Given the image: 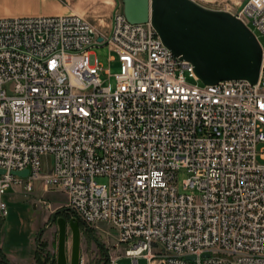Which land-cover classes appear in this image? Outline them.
<instances>
[{
  "label": "built area",
  "instance_id": "obj_1",
  "mask_svg": "<svg viewBox=\"0 0 264 264\" xmlns=\"http://www.w3.org/2000/svg\"><path fill=\"white\" fill-rule=\"evenodd\" d=\"M239 8L263 50L256 85L189 83L192 64L122 3L106 33L76 15L0 18V218L10 189L40 185L86 229L113 230L134 264H264V0ZM103 47L118 74L92 53Z\"/></svg>",
  "mask_w": 264,
  "mask_h": 264
},
{
  "label": "water",
  "instance_id": "obj_2",
  "mask_svg": "<svg viewBox=\"0 0 264 264\" xmlns=\"http://www.w3.org/2000/svg\"><path fill=\"white\" fill-rule=\"evenodd\" d=\"M250 0H245L239 11ZM123 13L131 24L152 22L164 45L176 57L194 67L203 85L224 81H247L256 85L260 78L263 50L256 36L225 11L207 9L193 0H122ZM5 174L0 170V175ZM27 178L29 171L14 173ZM56 215L52 216L55 223ZM56 264H82L81 223L61 217ZM72 234L70 258L67 255V234Z\"/></svg>",
  "mask_w": 264,
  "mask_h": 264
},
{
  "label": "rangeland",
  "instance_id": "obj_3",
  "mask_svg": "<svg viewBox=\"0 0 264 264\" xmlns=\"http://www.w3.org/2000/svg\"><path fill=\"white\" fill-rule=\"evenodd\" d=\"M120 1L122 2V0ZM193 1L207 9L225 11L232 14L236 12L245 0ZM261 42L264 45V40H261ZM92 53L96 55L104 71L110 70L112 75L120 72L118 62H109V58L114 57V54L110 53L108 47L95 48ZM101 77L103 81L108 79L105 72L102 73ZM188 81L189 83L203 85L202 82H196L192 79H188ZM111 84L115 87L114 80L111 81ZM188 178V171L180 169L178 172V185L181 193H185L183 187ZM108 182V179L105 177L96 178V183L99 185H108ZM40 187V185H37L32 194H25L19 189H10L6 193L4 201L8 207V216L3 229L0 231V238L4 245V251L11 253L15 257H23L27 262L32 261L36 255L35 239L40 240L38 245L41 244L45 250L41 254L42 264H44L48 259L57 257L59 229L56 222L50 225H42L38 230L37 236L35 229L40 222H51L50 219L57 211L66 209L67 197L64 194L56 192L44 193ZM41 201L50 203L51 209L44 207ZM91 230L92 233H89L86 228L82 229V264H109V259L112 255L121 256L119 264H134L131 259L124 257L125 247L122 245L117 247V234L113 230H110L108 226L101 225L99 228ZM71 249L72 234L69 230L67 234V255L69 258L71 256ZM33 264H41V262L37 263L35 259ZM138 264H148V261L141 258Z\"/></svg>",
  "mask_w": 264,
  "mask_h": 264
},
{
  "label": "crops",
  "instance_id": "obj_4",
  "mask_svg": "<svg viewBox=\"0 0 264 264\" xmlns=\"http://www.w3.org/2000/svg\"><path fill=\"white\" fill-rule=\"evenodd\" d=\"M119 6H121L120 0H0V18L76 15L91 23L98 33H106L109 31L113 13ZM5 220L0 218V231L4 227ZM46 224L50 225L52 222H40L35 229L36 236L39 228ZM35 240L37 254L40 240ZM0 250L11 264H33L36 259L35 255L32 261L27 262L23 257H15L4 251L1 238Z\"/></svg>",
  "mask_w": 264,
  "mask_h": 264
},
{
  "label": "trees",
  "instance_id": "obj_5",
  "mask_svg": "<svg viewBox=\"0 0 264 264\" xmlns=\"http://www.w3.org/2000/svg\"><path fill=\"white\" fill-rule=\"evenodd\" d=\"M64 212H66V210H59L54 215L61 216ZM50 221H52V218L50 219ZM84 228H86V227L81 225V230ZM87 230L89 233H92L91 229H87ZM42 251H45V250H44L43 246H41V244H39V251L36 254V260H37V263L41 262V264H42V257H41ZM45 263L46 264H55L54 258L48 259L47 262H45ZM0 264H11L8 261V259L6 258V256L1 252V250H0Z\"/></svg>",
  "mask_w": 264,
  "mask_h": 264
},
{
  "label": "flooded vegetation",
  "instance_id": "obj_6",
  "mask_svg": "<svg viewBox=\"0 0 264 264\" xmlns=\"http://www.w3.org/2000/svg\"><path fill=\"white\" fill-rule=\"evenodd\" d=\"M61 217H65V218H67V219H71L70 216H69V214H68L67 212H65V213H63L61 216H56V219H55L54 222H57V219H58V218H61ZM51 222H52V221H51Z\"/></svg>",
  "mask_w": 264,
  "mask_h": 264
},
{
  "label": "bare ground",
  "instance_id": "obj_7",
  "mask_svg": "<svg viewBox=\"0 0 264 264\" xmlns=\"http://www.w3.org/2000/svg\"><path fill=\"white\" fill-rule=\"evenodd\" d=\"M255 1V0H254Z\"/></svg>",
  "mask_w": 264,
  "mask_h": 264
}]
</instances>
